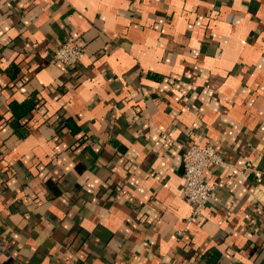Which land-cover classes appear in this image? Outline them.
Masks as SVG:
<instances>
[{
	"label": "crops",
	"instance_id": "obj_1",
	"mask_svg": "<svg viewBox=\"0 0 264 264\" xmlns=\"http://www.w3.org/2000/svg\"><path fill=\"white\" fill-rule=\"evenodd\" d=\"M190 143L228 162L194 221ZM67 263L264 264V0H0V264Z\"/></svg>",
	"mask_w": 264,
	"mask_h": 264
},
{
	"label": "built area",
	"instance_id": "obj_2",
	"mask_svg": "<svg viewBox=\"0 0 264 264\" xmlns=\"http://www.w3.org/2000/svg\"><path fill=\"white\" fill-rule=\"evenodd\" d=\"M84 56V48L73 37H69L59 45L51 59L68 68H73L81 62ZM227 165L228 162L223 154L212 143L204 145L190 143L185 145L183 151L185 176L183 194L186 202L191 207L190 221L200 218L209 202L216 195V186L207 180V169L217 166L226 167ZM254 165L253 157H249L243 169L253 170L256 177L260 179L263 172ZM184 234L185 230L178 231L179 236Z\"/></svg>",
	"mask_w": 264,
	"mask_h": 264
},
{
	"label": "trees",
	"instance_id": "obj_3",
	"mask_svg": "<svg viewBox=\"0 0 264 264\" xmlns=\"http://www.w3.org/2000/svg\"><path fill=\"white\" fill-rule=\"evenodd\" d=\"M37 100L35 97L26 99L23 102L14 101L10 103V107L16 116L17 122L21 123V120L27 121L34 115L33 110L36 107ZM57 126L58 130L70 129L72 133H78L79 128L77 127L76 121L66 113H58V119L53 123Z\"/></svg>",
	"mask_w": 264,
	"mask_h": 264
}]
</instances>
